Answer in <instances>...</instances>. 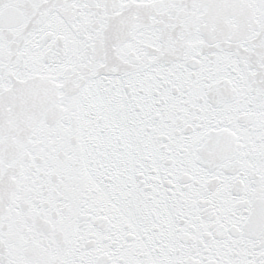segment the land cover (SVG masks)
I'll return each instance as SVG.
<instances>
[{"label": "snow or ice", "instance_id": "6c2138e0", "mask_svg": "<svg viewBox=\"0 0 264 264\" xmlns=\"http://www.w3.org/2000/svg\"><path fill=\"white\" fill-rule=\"evenodd\" d=\"M0 264H264V0H0Z\"/></svg>", "mask_w": 264, "mask_h": 264}]
</instances>
